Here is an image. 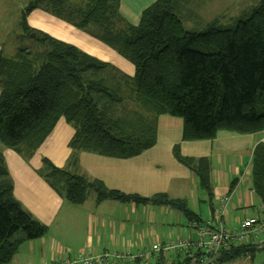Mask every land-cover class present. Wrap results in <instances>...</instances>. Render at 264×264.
Wrapping results in <instances>:
<instances>
[{
  "label": "trees",
  "instance_id": "trees-1",
  "mask_svg": "<svg viewBox=\"0 0 264 264\" xmlns=\"http://www.w3.org/2000/svg\"><path fill=\"white\" fill-rule=\"evenodd\" d=\"M70 2L31 1L18 25L21 34L16 56L8 58L0 52V143L29 161L65 118L75 130L66 165L58 168L44 158L38 171L65 201L83 205L92 190L97 203L110 200L167 206L191 222L203 223L184 199L167 194L149 198L127 195L87 178L81 171L80 155L140 156L157 144L158 120L163 115L183 120L184 142L213 140L221 131L240 135L263 132L264 0L234 26L221 28L217 19L203 32L185 28L173 0H157L144 10L138 25L121 15V0H89L77 7ZM36 9L110 47L135 66L134 77L121 76L114 82L109 78L110 64L30 27L27 18ZM27 40L33 44L25 45ZM125 98L134 100L138 109L123 108ZM173 155L196 174L213 204L210 160L184 157L179 145L173 148ZM252 177L264 207V144L254 150ZM20 231L23 237L13 239ZM47 233V226L15 198L0 152V264H12L25 242ZM258 246L253 242L231 245L218 254L216 264L253 258ZM171 258L161 253L156 264H169ZM181 260L176 255L173 262Z\"/></svg>",
  "mask_w": 264,
  "mask_h": 264
},
{
  "label": "crops",
  "instance_id": "crops-1",
  "mask_svg": "<svg viewBox=\"0 0 264 264\" xmlns=\"http://www.w3.org/2000/svg\"><path fill=\"white\" fill-rule=\"evenodd\" d=\"M156 1L121 0L120 13L128 23L138 25L144 10ZM18 5L21 8L22 1ZM18 22L19 19L14 15L0 19V52L10 37L14 39L15 34H19L15 30ZM28 24L110 64L116 79L121 76L129 79L135 75V66L128 60L90 34L52 14L36 9L29 15ZM183 128L182 119L163 115L158 120L157 144L153 148L131 159L81 153L82 174L101 181L109 190L127 195L149 198L167 194L172 199H184L201 216L203 223L216 217L219 199L224 196L230 197L224 215L229 227H235L249 218H264L263 203L253 189L252 177L253 153L259 144H264V131L253 135L221 131L213 140L184 142ZM74 135V128L65 118H61L52 134L29 161L0 144V152L13 181L15 198L48 228L43 238L25 242L12 264H53L75 257H71L72 253L135 254L150 250L155 244L164 245L180 239H191L193 243L199 241L198 230L191 225V221L167 206L122 204L110 200L97 203V199L91 205L88 204L89 200L80 206L67 203L39 176L38 171L44 158L58 168H63L71 154L69 143ZM176 145L180 146L184 157L210 160L213 204L201 190L196 174L175 159L173 148ZM253 243L260 245L258 250L264 247V235H260ZM161 253L164 252L153 253L148 261H138L156 264ZM176 255L183 257L182 264H191V256H195V253L190 257L186 253H172L168 255L172 257L171 264H180L181 261L173 262ZM254 260L255 256H247L239 264H252ZM135 263L123 260V264Z\"/></svg>",
  "mask_w": 264,
  "mask_h": 264
},
{
  "label": "built area",
  "instance_id": "built-area-1",
  "mask_svg": "<svg viewBox=\"0 0 264 264\" xmlns=\"http://www.w3.org/2000/svg\"><path fill=\"white\" fill-rule=\"evenodd\" d=\"M216 207V217L205 223L191 222L198 230L199 241L192 242L191 239H180L170 241L164 245L155 244L150 250L138 251L135 254H122L119 252H105L100 255L79 254L73 258L57 261L53 264H117L127 259L131 263L138 260L148 261L152 254L164 252L166 255L172 253H186L191 256V264H216L218 254L231 245H244L264 235V218L258 220L249 218L235 227H229L224 220L225 211L230 197L224 196L219 199ZM194 252V253H193ZM192 253V254H191ZM200 254L199 256H197ZM171 264V262H169ZM250 264V263H247Z\"/></svg>",
  "mask_w": 264,
  "mask_h": 264
},
{
  "label": "rangeland",
  "instance_id": "rangeland-1",
  "mask_svg": "<svg viewBox=\"0 0 264 264\" xmlns=\"http://www.w3.org/2000/svg\"><path fill=\"white\" fill-rule=\"evenodd\" d=\"M22 1V6L18 5ZM0 0V19L7 15H14L16 19H19L20 23L21 15L25 7L33 0ZM89 0H71L72 7L84 6ZM260 0H173L175 4L176 13L183 22L185 28L188 31L203 32L207 29L215 20L218 19V26L221 28L231 27L245 14L249 13L254 7L259 4ZM28 21V18H27ZM2 28V27H1ZM16 32L21 34L19 26L15 28ZM20 30V32H18ZM18 34V35H19ZM18 35L15 34V38L11 37L4 43L3 52L6 57L13 58L18 51ZM33 44L32 41H26L25 45ZM109 78L116 82L113 72L108 70ZM123 90L121 94H124ZM123 108L138 109V105L134 100L125 98ZM1 144V143H0ZM2 145V144H1ZM3 146V145H2ZM88 204H94L96 195L94 191L89 192ZM67 202V201H66ZM68 203V202H67ZM70 204V203H69ZM72 205V204H71ZM75 206V205H74ZM205 216V215H204ZM23 232H18L13 239H20L23 237ZM255 254V260L252 264H264V247H260ZM82 254V253H79ZM78 253H72V256L79 255ZM68 255H70L68 253ZM240 261L231 263L239 264Z\"/></svg>",
  "mask_w": 264,
  "mask_h": 264
},
{
  "label": "water",
  "instance_id": "water-1",
  "mask_svg": "<svg viewBox=\"0 0 264 264\" xmlns=\"http://www.w3.org/2000/svg\"><path fill=\"white\" fill-rule=\"evenodd\" d=\"M33 37H34V35H33Z\"/></svg>",
  "mask_w": 264,
  "mask_h": 264
}]
</instances>
